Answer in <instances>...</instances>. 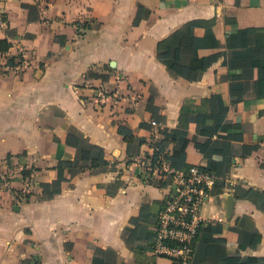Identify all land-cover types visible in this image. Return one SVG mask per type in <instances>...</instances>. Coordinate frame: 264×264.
<instances>
[{"label":"crops","instance_id":"obj_1","mask_svg":"<svg viewBox=\"0 0 264 264\" xmlns=\"http://www.w3.org/2000/svg\"><path fill=\"white\" fill-rule=\"evenodd\" d=\"M0 9V169L18 158L35 180L30 193L20 180L0 193V264H175L148 249L169 189L140 172L151 142L218 177L198 264H264V70L233 69L227 48L239 30L264 28V0H1ZM191 22L220 44L199 50L220 54L199 80L157 58L158 43ZM19 47L29 68L7 73ZM58 180L59 193L47 191Z\"/></svg>","mask_w":264,"mask_h":264},{"label":"built area","instance_id":"obj_2","mask_svg":"<svg viewBox=\"0 0 264 264\" xmlns=\"http://www.w3.org/2000/svg\"><path fill=\"white\" fill-rule=\"evenodd\" d=\"M6 21L0 9V24L4 25ZM3 67L7 73H24L29 68L25 50L19 47L13 63H7ZM95 95L100 103H105L111 98L103 88H99ZM117 99L115 98L116 102ZM152 125L159 127L157 121H153ZM138 165L140 172L148 179L169 181V189L157 217L156 233L150 253L179 264H193L196 240L200 228L205 223L201 216L202 209L212 197L216 175L200 165H190L187 170L177 169L169 162L165 151L155 142L150 143L149 153L138 161ZM25 171L18 158L5 160L0 169V193L9 191L16 180L25 184L24 193H30L35 180L32 174L27 175Z\"/></svg>","mask_w":264,"mask_h":264},{"label":"trees","instance_id":"obj_3","mask_svg":"<svg viewBox=\"0 0 264 264\" xmlns=\"http://www.w3.org/2000/svg\"><path fill=\"white\" fill-rule=\"evenodd\" d=\"M197 22H191L186 24L181 29L174 32L167 39L162 40L157 46V58L164 64L167 69L175 75L183 74V67L187 68V78L190 80H199L205 70L204 60H206V66L214 63L220 54H216L210 57H200L198 52L200 49L208 46H219V42H216L212 32V27L207 28L206 34L203 38H199L195 35V29L198 27ZM79 28L87 27L88 22L84 24L78 23ZM1 48H4V42L1 41ZM6 45V44H5ZM227 48L229 50L230 59L229 66L233 69H242L243 71H252L257 68L259 76H262L264 70V28H247L241 29L228 38ZM232 56V57H231ZM184 137L181 136V141ZM177 158H169L174 167L179 170H187L190 165L179 164ZM71 167V166H70ZM206 171L214 174L212 165L205 168ZM78 171H73L75 175ZM217 177V176H216ZM218 182V177L214 187ZM61 180L53 182L48 186L47 191L53 190V194H57L60 191ZM261 202L264 203V195H261ZM157 222V221H156ZM208 224H203L199 230V234L195 245V255L193 264L197 262V246L201 233ZM139 226L137 227V229ZM156 228V225H155ZM135 229V230H137ZM134 230V231H135ZM133 231V232H134ZM153 241L151 240L148 249L152 248ZM95 252H100L98 248H95ZM253 259L248 258L240 262V264H251ZM175 264L178 262L173 261ZM99 261L96 258L93 264H98ZM104 264V263H103Z\"/></svg>","mask_w":264,"mask_h":264},{"label":"water","instance_id":"obj_4","mask_svg":"<svg viewBox=\"0 0 264 264\" xmlns=\"http://www.w3.org/2000/svg\"><path fill=\"white\" fill-rule=\"evenodd\" d=\"M231 203L233 204V200L231 201ZM231 203H230V204H231Z\"/></svg>","mask_w":264,"mask_h":264}]
</instances>
